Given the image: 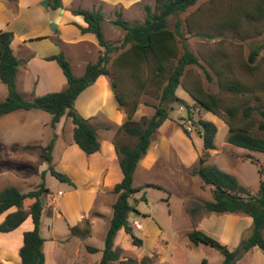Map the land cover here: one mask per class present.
<instances>
[{
	"label": "rangeland",
	"instance_id": "obj_1",
	"mask_svg": "<svg viewBox=\"0 0 264 264\" xmlns=\"http://www.w3.org/2000/svg\"><path fill=\"white\" fill-rule=\"evenodd\" d=\"M242 1L198 0L194 6L179 16L185 26L184 36L187 48L198 55L203 67L212 76L210 80L203 67L190 65L183 80L186 84H200L205 90L216 93L224 108L230 104H240L242 109L244 107L242 104L247 101L246 104L263 108L264 18L257 22H249L242 14L237 16L236 9L242 5ZM155 2L156 0H141L139 6L133 7L130 11L132 22L144 21L145 5L150 4L154 7ZM111 16L118 18L122 17V14L118 12ZM233 16L241 18L238 29L220 30L216 27L218 22ZM187 19L191 22L193 32L210 33L213 37L188 34ZM114 20L111 22L113 23ZM176 20V16L170 17L172 28H175ZM104 24L107 40L117 42L123 37L122 27L118 26V32L113 33L111 37L112 27L106 20ZM254 29H260L261 33L256 34ZM68 47L76 55L77 46L68 45ZM61 48L65 49L64 46ZM254 48H259V54L251 63L250 54ZM183 51L184 47L180 42L179 53ZM73 62L75 70L80 71L82 60L74 57ZM219 79L239 80L245 85L254 87V93L246 92L244 95H237L223 90L219 86ZM7 94L8 87L0 80V100ZM176 94L180 97L182 95L188 106L181 103L170 105V118L158 129L152 140L153 147L159 150V160L149 168L137 167L134 174L133 185L141 187V190L132 196L131 201L135 210L130 213L129 220L134 233L143 239V244L140 246L133 244L130 235L122 229L116 236V246L122 250L123 256L138 260L150 255L157 256L162 264H222L224 260L223 249L220 250L222 247L216 248L205 243L196 245L189 239L187 233L194 229L201 230L219 240L222 246L235 250L251 235L252 218L245 214L215 213L205 208L204 203L213 200V186L204 184L193 170L199 165L200 157H205L206 164L214 165L234 175L246 188V194L253 195L259 188L261 176L258 170L259 167H264V153L250 151L228 142L229 125L222 117L205 108L194 106L195 100L183 86L177 88ZM89 95L90 92L86 91L76 103V108L80 101ZM24 96L31 98L33 94ZM140 99L141 108L136 111L135 118L139 121L148 120L154 114L152 105L157 104L158 99L146 93H143ZM112 102L118 104L113 96L112 100H108L105 111H96L99 115L92 119V123L98 128L101 147L104 148L102 153L110 144V138L113 142L118 138L130 146H133L137 140L124 131L117 133L118 128L109 124L110 121L116 120L112 118ZM200 118L214 121L218 127L215 149L204 147V140L198 126ZM51 119L52 114L47 111L22 109L0 117V191L15 185L23 192H28L44 181L48 191L43 195L45 207L40 233L45 238L43 249L48 248L47 264H67L63 262V259L68 253H72L75 260L79 259L72 264H78L83 260L82 256L88 253L87 245L100 246L102 250L104 248L106 232L113 214V208L111 216L109 210L117 197L113 192L115 185L108 191L110 198L105 204L106 215L96 222L92 236L84 237V239L81 237L80 240L67 239L69 229L65 221L66 215L62 213L61 207H64L66 200L70 199L69 193L73 188L70 183L61 181L51 174L48 169L49 163L42 161V148L55 139L52 152L53 164L61 172H64L62 167L64 162L78 165L81 170L90 172L96 177L99 176L100 170L107 168L111 173L117 171V178L122 177V172L119 158L111 161L108 157L109 160L101 159L95 162L96 157L93 158L92 155L97 152L89 155L79 148L73 140L74 124L70 118L64 116L55 127L51 125ZM261 121L263 117L256 110L248 117L240 111L236 124H248L254 134L264 137V130L259 128ZM108 125L110 128L107 129ZM88 164L91 166L88 167ZM111 177L113 180L116 175ZM80 183L82 184L81 180ZM59 190L65 194L58 195ZM53 195H57L60 203V207L55 208V213L61 212L62 216L48 215L49 203ZM77 200L85 201V198L82 196ZM30 203L31 199L27 198L24 208ZM89 215L79 225L82 229L90 228L91 223L87 224V219L90 222L91 218L98 213L93 211ZM3 217L4 215L0 216V222L4 219ZM28 225L27 222L24 223L18 230L15 229V233L0 232V264H21L15 256L5 259L3 254L6 246L16 242ZM81 241L85 242V247H82ZM52 242L56 243V245L53 244L55 245L53 254L50 248ZM96 258L97 256H93L92 259ZM114 264L117 263L114 262ZM234 264H264V251L254 248L243 252Z\"/></svg>",
	"mask_w": 264,
	"mask_h": 264
},
{
	"label": "trees",
	"instance_id": "obj_2",
	"mask_svg": "<svg viewBox=\"0 0 264 264\" xmlns=\"http://www.w3.org/2000/svg\"><path fill=\"white\" fill-rule=\"evenodd\" d=\"M52 8L63 7L62 0H47ZM198 0H156L155 6L145 5L146 16L142 22H130L119 16L113 23L122 27L123 37L117 42L106 39L103 29L104 13L101 9L75 8L73 12L80 14L87 22V27H80L82 32H92L96 35L99 44L103 47L97 59L87 64L82 75L77 76L72 68L69 58L63 51L47 57L56 60L62 68L67 86L61 91L49 92L44 95H34L26 98L18 89L17 75L21 65L11 46L13 32L0 31V80L8 87V94L0 100V117L17 110H43L52 114L51 125L56 126L66 116L74 124L73 140L86 154H93L101 149L97 127L91 118L84 117L76 108L78 96L91 86L100 75L109 78L110 86L116 96L119 108L127 117L118 127L137 140L133 146L115 139L114 144L119 158L122 179L117 182L113 192L117 195L112 206L113 214L104 240L102 258L99 264H162L157 256L147 255L138 260L134 257H125L121 249L116 246V236L124 230L132 238V243L140 246L143 239L134 233L129 220L130 213L135 210L131 199L141 187L133 185L134 174L140 160L150 148L154 134L170 118V105L181 103L188 106L186 100L176 94L179 86H183L195 100L194 106L202 107L215 115L222 117L229 125L228 142L246 148L250 151L264 153V137L254 134L248 124H236L240 111L245 117L256 110L262 117L259 128L264 130V107L256 108L249 104H230L224 108L220 97L213 92L205 90L200 84H186L183 77L188 66L199 65L203 67L200 58L189 50L185 42V26L179 17L182 13L194 6ZM247 17L249 22H257L264 18V0H243L242 5L236 9V15ZM176 16L175 28L170 26V17ZM241 18H225L216 24L222 29H238ZM188 34L213 37V34L193 32L191 22L187 19ZM255 30V29H254ZM261 33L260 29L255 30ZM58 43L59 40H56ZM180 42L184 51L180 52ZM259 54V48H254L250 54L253 63ZM204 68V67H203ZM207 77L212 80L209 71L204 68ZM219 86L226 91L237 95L246 92L254 93V87L245 85L239 80L219 79ZM143 93L152 94L158 99L153 104L154 114L148 120H137L135 113L141 102ZM151 105V104H148ZM201 136L206 149H215V136L218 127L214 121L200 118L198 120ZM110 128V126H106ZM32 146V145H28ZM55 139H52L42 148V161L49 163L52 175L61 181L75 186L72 178L65 172L57 170L53 164L52 152ZM252 162L256 163L255 160ZM261 176L256 194L247 195L246 188L238 179L214 166L206 164V158L200 157L199 165L193 170L199 175L204 184L213 186V200L206 201L204 207L215 213L245 214L252 218V233L235 250L221 245L220 241L205 232L194 229L187 233L189 239L196 245L205 243L213 247H222L224 260L222 264H234L239 255L254 248L264 251V167H259ZM48 191L43 181L37 188L23 192L15 185L8 186L0 191V232H12L17 229L29 216L33 228L23 234V243L19 253L22 264H47L43 249L45 238L40 233L44 203L42 196ZM27 198L34 201L29 208H24ZM87 224H90L87 219ZM71 234L87 237L91 228L82 229L79 225L70 226ZM87 250L97 252V247L87 245ZM154 255V254H153ZM156 258V261L154 259ZM184 261V260H183Z\"/></svg>",
	"mask_w": 264,
	"mask_h": 264
},
{
	"label": "crops",
	"instance_id": "obj_3",
	"mask_svg": "<svg viewBox=\"0 0 264 264\" xmlns=\"http://www.w3.org/2000/svg\"><path fill=\"white\" fill-rule=\"evenodd\" d=\"M140 2L141 0H62L64 6L55 9L48 5L47 0H0V31L13 32L11 46L14 53L21 61L17 75L18 89L24 95L34 94L38 96L65 89L67 86V78L62 68L56 60L47 59V57L57 54L60 51H63L69 58L73 71L78 76L84 73L89 62L97 59L103 47L99 44L94 33L81 31L80 27H87L88 24L84 20V17L80 14H75L73 9L79 7L90 10L101 9L104 13V20L108 21L112 27V31L110 32L112 37L113 33L118 32V25L111 22V20L116 19V16L112 17L111 15L119 12L124 19L132 22L133 20L130 19V11L133 7L139 6ZM118 3L120 5H117ZM104 20L103 29L105 37H107ZM56 40L60 42L58 43ZM68 45L77 46V50H75L77 51V53H75L76 55L73 54L74 51H72ZM62 46L65 47L64 50H62ZM74 57L82 60L80 71L74 68ZM86 91H89L90 95L82 99L79 105H77L79 112L86 118L97 117L99 114H97L96 111H105V108L108 107V100H112L113 96L116 98L110 86L109 79L105 75H100L91 86L85 89L78 96L76 103ZM181 97L184 98L182 95ZM140 108L141 106H139L138 110ZM111 112H113L112 118L116 120L113 122L110 121L109 124L118 128L124 122L126 114L118 107V104L113 102L111 103ZM110 119L111 118H109V120ZM109 140L112 141L111 138ZM111 141L103 153L102 149L104 148L101 147L99 152L92 155L93 158L96 157L95 162L101 159H108V157L111 158V161H116L118 159L115 144ZM159 158V150L157 151V149L153 147V144H151L146 155L140 160L138 167L142 166V168H149L158 161ZM90 166L91 164H88V167ZM62 167L64 172L67 173L75 183V186L71 185L73 189L69 193V198L71 200H66L64 207H61V210H63L62 213L66 215L65 221L69 229V236L67 239L74 240L77 238L80 240L81 237L71 234L70 226L82 224L83 220L90 216V212L94 211L98 213V215L90 220L91 233L87 237H91L94 233L96 222H98L99 219H103L104 215H106L107 211L105 210V204L110 198L108 191L119 182L122 177L117 178V171L111 173L109 168L100 170L99 176L96 177L90 172H84L78 165L64 162ZM113 175H116V178L111 180V176ZM63 194L65 193H63L62 190L58 191V195ZM82 196L85 198V201L77 200L78 197ZM29 199H31V203L26 205V208H29L34 201L32 198ZM49 206L48 215H63L61 212L55 213V208L60 207L57 195L51 197ZM109 211L111 216L112 207ZM26 222L29 225L23 233L21 232L20 238L4 249L5 252L3 256L5 259L15 256V258L21 261L19 250L23 243V234L25 231L33 228V222L30 216L19 227ZM14 231L11 233H15ZM84 243L85 242L81 241L82 247H85ZM53 244L56 245V243H51L52 246L50 248L52 254L55 248ZM89 245L97 247L99 250L97 252L87 251V255H83V260L79 261L78 264H99L102 258V248L93 244ZM63 246H65L64 243ZM47 249L48 248L44 249V251L49 260ZM93 256H97V258L92 259ZM78 260L73 258L72 253H68L64 256L63 262L72 264V262L75 261L76 263Z\"/></svg>",
	"mask_w": 264,
	"mask_h": 264
},
{
	"label": "water",
	"instance_id": "obj_4",
	"mask_svg": "<svg viewBox=\"0 0 264 264\" xmlns=\"http://www.w3.org/2000/svg\"><path fill=\"white\" fill-rule=\"evenodd\" d=\"M222 248H220V250H221Z\"/></svg>",
	"mask_w": 264,
	"mask_h": 264
},
{
	"label": "built area",
	"instance_id": "obj_5",
	"mask_svg": "<svg viewBox=\"0 0 264 264\" xmlns=\"http://www.w3.org/2000/svg\"><path fill=\"white\" fill-rule=\"evenodd\" d=\"M60 193V192H59Z\"/></svg>",
	"mask_w": 264,
	"mask_h": 264
}]
</instances>
